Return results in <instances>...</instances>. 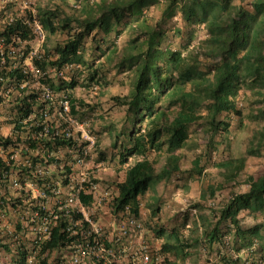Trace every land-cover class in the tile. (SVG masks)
Listing matches in <instances>:
<instances>
[{
	"label": "trees",
	"instance_id": "trees-1",
	"mask_svg": "<svg viewBox=\"0 0 264 264\" xmlns=\"http://www.w3.org/2000/svg\"><path fill=\"white\" fill-rule=\"evenodd\" d=\"M4 1L0 0L4 4L0 6V91H7V96L0 93V104L9 103L6 116L15 136L0 134V146L7 150L22 145L21 156L28 162L18 163L20 189L9 190L0 181V209L8 217L11 215L15 229L21 227L17 215L34 210L48 213L49 209L41 208L40 203L53 197L64 198L68 193L67 189L62 192L68 185L66 175L72 170L68 150L87 144L83 139L77 141L79 133L66 136L59 132L67 125L59 115L63 99L69 103L68 114L81 121L85 113L82 108L89 106L73 92L76 76L82 75L80 82L88 90L97 91L98 97L107 93L100 90L107 82L102 63L95 64L84 57L87 37H92L97 52L99 43L109 35L114 42L124 30L128 34L123 46L108 48L112 66L117 72L127 73L126 90L110 96L112 106L122 108V114L118 118L97 114L99 117L91 122L97 134L94 149L98 158L94 164L114 163L122 172L121 179L103 182L110 190L107 204L113 212L127 207L139 216L140 198L147 189L183 171L185 156L197 146L193 134L198 133L204 134V149L186 171L201 174L202 155L209 159L221 142L225 144L229 140L230 118L241 117L236 99L243 87L258 95L252 102H262L256 115L262 119V126L255 129L243 155L215 164L224 169L223 181L234 180L243 170L246 156H257L264 149V0H162V6L151 12L150 5L158 0H84L71 12L59 4L39 5L34 17L26 9H17L20 0ZM34 18L48 37L57 32L64 35L52 47L44 43L36 55L31 54L30 47L35 37ZM200 30L211 37L209 45L197 39ZM172 37L179 40L177 47L169 44ZM104 50L97 52V60L106 55ZM28 60L42 73L36 81L23 71ZM67 67L71 71L65 75ZM40 83L54 91L52 104L39 98ZM244 94L248 100L247 91ZM103 131L110 140L107 145L101 143ZM152 152L162 157L158 170L150 157ZM16 164L0 156V168L14 170L18 168ZM37 164L44 168L41 175L32 172ZM33 185L48 197L33 195ZM245 185L244 190L231 191L208 208L212 219L200 220V232L195 220L184 232L186 214L166 228L159 223V206L148 204L151 214L145 223L146 236L151 231L162 240V254L172 252L178 260L193 259L198 254L194 249L200 245L211 249L214 242L230 252L219 255L221 264H241L243 259L254 256L264 258V173L247 175ZM58 187L61 193L55 192ZM78 196L85 205L92 201V194L86 190ZM191 207L204 209L199 201ZM59 213L57 224L41 241L34 242L21 233V243L34 249L36 256L48 257L53 249L71 239L65 230L69 219L62 211ZM251 213L258 215L259 221L252 226L242 225L244 215ZM71 216L76 219L79 214ZM3 240L0 235V245L6 246Z\"/></svg>",
	"mask_w": 264,
	"mask_h": 264
},
{
	"label": "built area",
	"instance_id": "built-area-1",
	"mask_svg": "<svg viewBox=\"0 0 264 264\" xmlns=\"http://www.w3.org/2000/svg\"><path fill=\"white\" fill-rule=\"evenodd\" d=\"M21 3L23 7L31 8L30 0H21ZM29 12L33 17L36 14L34 8L29 9ZM32 24L34 31L42 38L43 29L35 18ZM38 52V50L32 51L31 54L36 55ZM23 71L35 81L42 75L40 69L31 61L26 63ZM37 88L39 89V98L45 101L47 105L52 104L55 97L54 91L44 83L38 84ZM6 92L0 91L5 97L7 96ZM61 106L65 115L62 111L59 112V115L67 125L62 127L59 132L66 136L74 135L73 130L75 127L80 128L78 126L80 122L76 117L68 114L69 103L67 100L63 99ZM79 134L81 137H77V141L83 139L87 141V144L74 151L68 150L73 161L71 163L72 170L66 175L68 185L64 186L68 193L64 198L60 197L55 200L53 204L55 209L48 206L47 199L45 203H40V207L48 208V213L39 214L37 210H34L17 215L21 226L19 230L12 226L11 218L0 209V235L4 236L3 241L6 243V246L0 245V264H19L20 261L22 264H161L163 261L161 246L148 241L146 222L140 213V208L139 216L130 212L127 207L118 212H113L109 208L107 201L110 198V190L100 185L97 180L96 169H92L94 166L89 167L86 164L90 156V147L95 143V137L84 129H80ZM3 136L14 137L15 134L10 129ZM21 149L22 145L11 146L7 150L0 146V156L4 157L5 160L6 157L12 159L18 167L14 170L12 168L6 170L3 166L0 168L2 175L0 181L9 190L21 188V167L18 163L28 165L27 160L21 156ZM63 167L60 165V170ZM32 172L35 175H41L44 168L37 164ZM27 185L30 187L28 183ZM3 186L0 185V192L3 191ZM31 187L35 190V196L48 197L36 185ZM84 190L92 194V201L89 205L83 204L79 199V193ZM55 192L61 193L60 188L58 187ZM1 205L2 201L0 200ZM5 207L9 208L10 205L6 204ZM103 210L107 211V214H104ZM60 211L69 219L65 230L71 239L64 246L53 249L48 257H44L45 254L36 256L34 249H30L21 243V233L25 232V235L34 242L41 241L49 236L52 227L57 224ZM72 213L79 214V216L74 219L71 216ZM102 216L105 220L101 218ZM241 264H264V258L258 256L251 259L246 258Z\"/></svg>",
	"mask_w": 264,
	"mask_h": 264
},
{
	"label": "rangeland",
	"instance_id": "rangeland-1",
	"mask_svg": "<svg viewBox=\"0 0 264 264\" xmlns=\"http://www.w3.org/2000/svg\"><path fill=\"white\" fill-rule=\"evenodd\" d=\"M8 0H5L6 2ZM31 1V8L35 9V13L37 12V6H44L45 4L53 5L59 4L63 7L66 11L71 12L74 11L73 9H77L80 7V4L84 0H66L63 2L61 0H30ZM95 1V0H94ZM4 4H0L2 7ZM17 9H26L29 11L31 8H25L22 6L21 0L16 4ZM162 6V0H158L157 3L150 5L149 12L153 9H158ZM10 13L8 12V15ZM178 22V20H176ZM35 32V31H34ZM64 35L61 33H55L50 35L49 37L43 30V37H39L38 34L35 32L34 39L30 42V47L32 51H41L43 48L44 43L47 46L52 47L57 41H62ZM92 37H87L84 42V57L89 59L92 62L102 63V73H104V78L107 80L106 85L102 86L100 90L107 92L105 95L97 96V91H90L88 90L80 81L82 79L81 76H76L77 84L73 89V92L76 97L83 99L85 103L89 106H85L82 109L85 111L84 114L81 116V120H79L78 126L80 128L75 127L73 132L74 134L79 133L80 129L88 130L91 135L95 138V132L91 129V122L92 120L96 119L98 115H104L108 117V114L111 115L112 118H118L122 114V108L112 106L113 100L110 99V96L116 94H122L126 90V85L124 83V79H126L127 73L117 72L112 66L113 60L112 57L108 53V48L116 47L120 48L123 46L128 38V34L126 30H124L114 42H111L112 36L109 35L105 39H103L99 45L100 49H98V53L104 51L106 55L99 58L97 60L98 53L95 51L96 44L92 42ZM174 39V40H173ZM197 39L201 41L205 45H209L212 42L210 36L206 35V33L200 30L197 34ZM169 44L171 47L178 46V39L171 38ZM113 44V45H112ZM108 46V47H107ZM107 47V48H106ZM31 51V52H32ZM29 62V60L27 61ZM80 67H78L79 69ZM71 71V67H67L65 71V75L69 74ZM76 73V69L74 70ZM256 90V87L255 89ZM245 91L248 93V100L245 98ZM258 95H253L250 89L243 87L239 95L236 99V105L238 108L242 110L241 117L232 116L230 118V128H229V140L225 144H219L217 149L214 150L210 154V158L207 159L202 155L199 165H203L204 169L201 171V174H197L196 172L187 173L186 169L192 166V159L196 157V155H200L202 150L204 149V134H193L197 146L194 152H188L185 156L184 161L182 162V172H175L171 175L170 178L161 179L152 187H149L145 194L140 198V205L143 211L142 217L149 218L147 211L144 210L149 208L148 204L158 205L161 208H165L169 210L170 213L172 210L183 208H191V204L193 202L199 201L205 209L209 207L215 206L216 203L222 201L231 191H242L246 188L245 179L247 175L250 174H261L264 173V149L260 151V154L257 156H246L245 165L243 170L240 174L232 181L226 182L223 181V177L221 171L223 168L216 166L215 164L219 161L224 159H228L230 157H236L244 154L245 148L252 138V135L255 133V129L262 126V119L256 117L258 114V109L261 107V101H254L252 99H256ZM93 105V109L91 108ZM9 110V103L4 102L0 104V117L6 116ZM96 114V115H95ZM108 119V118H107ZM7 123L5 120L0 121V134L6 135L7 134ZM3 130H6L3 131ZM107 132L102 133V142L103 145H107L110 141L109 137L106 135ZM97 135V134H96ZM90 150L93 153L90 160L93 163L94 168L93 170H99L100 175L102 172L106 171L105 177H107V173L110 175L111 182L117 181L122 178V172L118 171L117 166L113 163L112 165L109 163L105 166V164L95 165V160L98 158L95 153L96 150L94 149V145L90 147ZM196 153V154H194ZM97 157V158H96ZM151 159L155 162L154 167L155 169H159L162 164V157L161 155L151 153ZM90 164V163H89ZM91 167V165H88ZM105 168V169H104ZM104 169V170H103ZM104 176V175H103ZM108 178V179H109ZM221 186L217 188V186ZM159 196V197H158ZM189 203V204H188ZM213 203V205H212ZM186 210V209H185ZM188 215V224H191L193 220L196 219L195 215L197 212L191 211H184ZM245 225H251L254 222V219L251 217L244 218ZM148 241L154 242L153 244H158L161 246L162 240L153 236L151 231L147 233ZM196 256V255H195ZM163 261L161 264H168L170 262H176L178 259L172 252H168L162 254ZM192 259V258H189Z\"/></svg>",
	"mask_w": 264,
	"mask_h": 264
},
{
	"label": "crops",
	"instance_id": "crops-1",
	"mask_svg": "<svg viewBox=\"0 0 264 264\" xmlns=\"http://www.w3.org/2000/svg\"><path fill=\"white\" fill-rule=\"evenodd\" d=\"M8 119H9V115L8 116L0 117V121L5 120L6 123H7V127H6L7 128V132L11 129V126L8 124ZM3 131L6 132V130H3ZM92 156H93V153L90 150L89 159H91ZM86 164L93 166L92 163L90 162V160H89V162L87 160L86 161ZM100 173H101V171H100ZM100 173H99V170L97 169L96 170V176H97V180H98V182L100 183L101 186H105L104 183H110L111 182L110 180H112V179L109 178L111 174H108L107 173V177H105L106 171H105V173L103 171L102 172V175H100ZM65 190L66 189L63 188L62 189V192H65ZM34 191L35 190H33V188H32L33 195H34ZM56 199H57L56 197L50 198L48 200V206L49 207H52L53 204L55 203V200ZM212 205H213V203H212ZM185 209H183V208L175 209V211L172 210L171 213H170L169 210H166L165 208H161L159 206V211H158L159 212L158 213V215H159V223L160 224L163 223V225H166V228L167 227H170V225L173 222H178V221L180 222L181 219H182V217H184L185 214L187 215V213H184V211H191V210H193L194 212H197L196 215H195V217H196L195 221L198 223L199 232H200L201 231L200 220L201 221L202 220L203 221H206V220L210 221L212 219L211 218V215L209 214L208 209H205L204 208L203 210H198V209H196L194 207H191V208H187L186 207ZM144 210H146L147 213H148V215L150 216V214H151V208L149 207V208H146ZM103 212H105L104 214H107V211H104L103 210ZM143 212L145 213V211L142 210L141 205H140V213H142V215H143ZM245 217H251L252 219H254L253 224L256 223L257 221H259V216L258 215L252 214V213L251 214H246V215H244L243 219L241 220V223L244 226H252L253 225V224H251V225H245V222H244V218ZM9 218H12L11 215L9 216ZM101 218L104 219V216H102ZM143 219L145 220V222H148V219L147 218L143 217ZM188 225L189 224H186V226L183 228V230H184L185 233L188 232V229H187L188 228ZM194 252H198V254H196V256L194 255L193 256V259L186 258L185 260H177L175 264H221V262L218 261L219 255H221L223 253L227 255L228 253H230L228 248H223L222 246L218 245V243H216V242L213 243L211 249L210 248H207V247H205L203 245H200L196 249H194Z\"/></svg>",
	"mask_w": 264,
	"mask_h": 264
}]
</instances>
